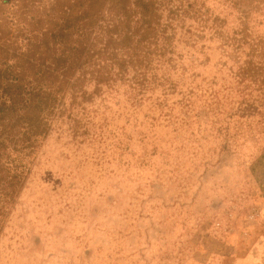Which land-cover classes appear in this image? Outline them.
<instances>
[{"label": "rangeland", "instance_id": "374dc122", "mask_svg": "<svg viewBox=\"0 0 264 264\" xmlns=\"http://www.w3.org/2000/svg\"><path fill=\"white\" fill-rule=\"evenodd\" d=\"M86 4L0 6V37L20 44L44 7L66 17ZM205 7L226 34L240 28L222 0ZM241 8L245 42L231 56L177 30L164 88L133 102L102 87L55 121L3 220L0 264L264 262V0Z\"/></svg>", "mask_w": 264, "mask_h": 264}, {"label": "trees", "instance_id": "16d2710c", "mask_svg": "<svg viewBox=\"0 0 264 264\" xmlns=\"http://www.w3.org/2000/svg\"><path fill=\"white\" fill-rule=\"evenodd\" d=\"M20 1L0 0V6L14 11ZM207 1L86 0L83 12L66 17L49 6L31 19L34 37L28 35L20 44L17 37H0V232L38 143L66 110L72 118L70 111L77 106L84 110L81 103L102 87L133 102L148 90L164 88L177 30L184 29L190 47L208 36L221 42L227 57L233 52L228 48H241L250 14L241 8L245 0H222L239 13L240 28L231 35L223 31L224 20L209 13ZM35 9V4L28 7ZM9 25L2 21L0 34ZM9 46L16 47V54L4 49ZM19 46L25 51L18 52Z\"/></svg>", "mask_w": 264, "mask_h": 264}, {"label": "crops", "instance_id": "0c3cea01", "mask_svg": "<svg viewBox=\"0 0 264 264\" xmlns=\"http://www.w3.org/2000/svg\"><path fill=\"white\" fill-rule=\"evenodd\" d=\"M260 221L264 224V208H263V210L260 212ZM261 238H262V239L260 240V243H261L262 240L264 241V236H262ZM217 242H218L219 244H221V245L224 247V240H222V241L217 240ZM262 247H264V245H263ZM235 248L237 249L238 247L236 246ZM260 248H261V247H260ZM259 260H260V258H259ZM243 262H244L243 258L238 259V263L242 264ZM262 264H264V262H262Z\"/></svg>", "mask_w": 264, "mask_h": 264}]
</instances>
